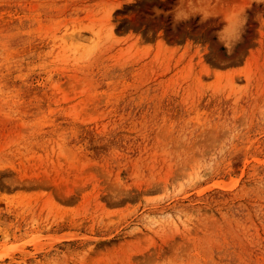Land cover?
Segmentation results:
<instances>
[{
    "label": "rangeland",
    "instance_id": "rangeland-1",
    "mask_svg": "<svg viewBox=\"0 0 264 264\" xmlns=\"http://www.w3.org/2000/svg\"><path fill=\"white\" fill-rule=\"evenodd\" d=\"M0 264H264V0H0Z\"/></svg>",
    "mask_w": 264,
    "mask_h": 264
}]
</instances>
